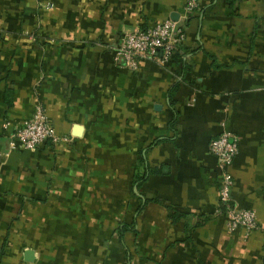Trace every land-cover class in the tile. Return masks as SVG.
Returning a JSON list of instances; mask_svg holds the SVG:
<instances>
[{
    "label": "crops",
    "instance_id": "0c3cea01",
    "mask_svg": "<svg viewBox=\"0 0 264 264\" xmlns=\"http://www.w3.org/2000/svg\"><path fill=\"white\" fill-rule=\"evenodd\" d=\"M184 2L0 0V264H264V0H200L189 20ZM167 20L183 62H115ZM38 104L69 141L11 149ZM222 131L250 232L217 213Z\"/></svg>",
    "mask_w": 264,
    "mask_h": 264
},
{
    "label": "built area",
    "instance_id": "2783aa9c",
    "mask_svg": "<svg viewBox=\"0 0 264 264\" xmlns=\"http://www.w3.org/2000/svg\"><path fill=\"white\" fill-rule=\"evenodd\" d=\"M200 0H185L183 18L191 19L199 10ZM185 38L183 27L178 22L165 21L154 27L135 29L124 34L114 51V60L129 71H136L147 57H158L165 63ZM11 149L18 147L34 150L40 146L66 143L69 140L60 137L48 120L44 108L38 104L31 117L12 136ZM264 142V134H263ZM209 149L216 159L219 176V206L217 213L226 215V227L229 232L244 229L248 232L258 228L256 214L252 210L239 209L231 204L233 179L229 172L232 162L239 152L238 139L228 131H222L211 140Z\"/></svg>",
    "mask_w": 264,
    "mask_h": 264
},
{
    "label": "trees",
    "instance_id": "16d2710c",
    "mask_svg": "<svg viewBox=\"0 0 264 264\" xmlns=\"http://www.w3.org/2000/svg\"><path fill=\"white\" fill-rule=\"evenodd\" d=\"M182 46H180V45H178L177 47H176V49H174L173 51H172V53H171V55H170V60H177V61H182L181 60V55H180V48H181ZM183 62V61H182ZM177 90H178V84H176V85H174L170 90H169V92H168V96H169V101H170V103H171V105H173L174 104V96H175V94H176V92H177ZM8 97V96H7ZM172 107V106H171ZM49 145H51V144H49ZM141 161L142 162H144V159H141ZM154 173H156L154 170H149V168H148V166H147V168H146V171L140 176V177H137L136 178V180H135V184H137L138 185V187L142 184V183H144L145 181H146V179H147V176L149 175V174H154ZM141 208H139V210H140ZM171 218H174L175 219V217H173V216H171ZM134 224H132V226L131 225H127V224H125V225H123L120 229H119V234H120V236L122 237L123 235H124V233L125 232H127V231H133V229H134Z\"/></svg>",
    "mask_w": 264,
    "mask_h": 264
}]
</instances>
